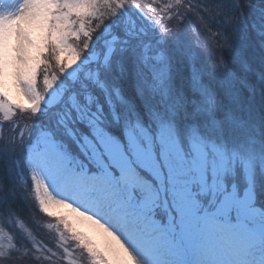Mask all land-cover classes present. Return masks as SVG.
Listing matches in <instances>:
<instances>
[{
	"label": "snow or ice",
	"instance_id": "obj_1",
	"mask_svg": "<svg viewBox=\"0 0 264 264\" xmlns=\"http://www.w3.org/2000/svg\"><path fill=\"white\" fill-rule=\"evenodd\" d=\"M0 264H264V0H0Z\"/></svg>",
	"mask_w": 264,
	"mask_h": 264
},
{
	"label": "rangeland",
	"instance_id": "obj_2",
	"mask_svg": "<svg viewBox=\"0 0 264 264\" xmlns=\"http://www.w3.org/2000/svg\"><path fill=\"white\" fill-rule=\"evenodd\" d=\"M190 19L192 22V28H196L197 24H199L200 22L197 21L196 19V15L195 14H190ZM199 31L202 33V35L200 36V39L210 47V41L211 39L208 37V33L206 32V30L204 29V27L201 25V27L199 28ZM45 231H47L45 229Z\"/></svg>",
	"mask_w": 264,
	"mask_h": 264
},
{
	"label": "trees",
	"instance_id": "obj_3",
	"mask_svg": "<svg viewBox=\"0 0 264 264\" xmlns=\"http://www.w3.org/2000/svg\"><path fill=\"white\" fill-rule=\"evenodd\" d=\"M197 21H198V20H197ZM215 28H216V26H215V25H212L211 30H212V31H215ZM206 32H207V31H206ZM207 33H208V32H207ZM208 37L211 39L209 33H208ZM47 222H48V221L46 220V221H45V224H46Z\"/></svg>",
	"mask_w": 264,
	"mask_h": 264
}]
</instances>
